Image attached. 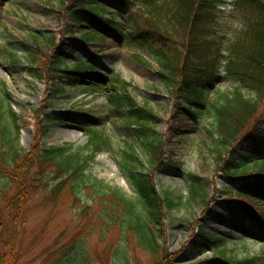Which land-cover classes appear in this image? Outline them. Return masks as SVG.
I'll return each instance as SVG.
<instances>
[{
	"label": "trees",
	"instance_id": "obj_1",
	"mask_svg": "<svg viewBox=\"0 0 264 264\" xmlns=\"http://www.w3.org/2000/svg\"><path fill=\"white\" fill-rule=\"evenodd\" d=\"M47 4L51 8L58 6L59 15L62 10L67 12L72 22L70 34L76 33V27L85 28L83 40L87 43L114 35L129 39L141 52H146L158 67L157 78L167 97L174 101V110L187 112L188 117L203 123L211 139L206 149L217 172L235 186L230 185V191L223 194L225 212L209 210V205L218 200L213 197L208 201L210 184L196 174L184 176L189 197L172 191L160 192L152 173H170L173 169L180 173L181 164L165 154L164 138L153 126L158 119L153 108L147 102L139 104L129 92L133 83L120 76L113 78L108 94L110 104L122 113L124 127L131 131L133 139L125 143L119 161L131 196L90 173V166L100 153L114 151V140L105 130L82 128L88 136L87 148L65 144L44 149L38 141L32 151H25L20 146V120L3 84L0 85V176H6L19 190L8 204L21 209L28 195L27 176L38 164L43 170L52 171L53 182L48 184L50 201L56 203L66 192L77 202L82 191L93 195L102 205L101 221L105 223V217L110 220L109 228L117 225L123 234H133L136 248L157 258L156 264H174L176 255L169 253L163 241L167 217L174 211L200 205L232 230L255 232L264 221V215L256 212L257 204H264V120H260L264 108V0L229 3L227 0H48ZM229 4L239 13L242 35L230 45L229 54L222 61L221 50L211 34L219 13ZM30 41L33 50L28 63L34 79L47 78L55 86L63 80H75L74 77L102 79L91 62H76L71 70L67 69V58L61 50L64 42L55 36L43 38L31 34ZM0 56L18 61L16 55L2 47ZM221 75L236 86L229 91L219 90L216 81ZM56 87V96L64 93L60 86ZM44 116L52 122L82 119L56 111L45 112ZM235 197L244 214L237 213ZM2 198L6 203L5 195ZM118 211L120 220L115 215ZM2 224L0 218V233ZM15 235L3 241L0 235V264H16ZM207 237L218 246L224 244L222 239ZM221 254L226 257L225 252ZM116 255L130 264L126 251L118 248Z\"/></svg>",
	"mask_w": 264,
	"mask_h": 264
},
{
	"label": "rangeland",
	"instance_id": "obj_2",
	"mask_svg": "<svg viewBox=\"0 0 264 264\" xmlns=\"http://www.w3.org/2000/svg\"><path fill=\"white\" fill-rule=\"evenodd\" d=\"M47 1L0 0V47L18 59L13 62L7 56H0V85L6 86L12 108L20 120V146L27 152L32 151L38 141L44 149L65 144L87 148L88 137L82 128L105 130L114 140V151L100 153L91 164L90 173L107 185L133 195L119 166L125 143H131L133 139L131 131L124 127L122 113L110 104L108 94L113 78L120 76L133 83L129 92L139 104L147 102L153 108L158 116L153 126L165 138L164 152L181 164L180 173L175 169L170 173H152L158 190L172 191L187 198L189 187L184 176L196 174L210 184L208 201L213 197L218 200L209 205V210L225 212L227 205L223 194L235 184L217 172L206 149V145H211V139L204 131L203 123L188 117L187 112L174 110V101L167 97L157 78L155 62L146 52L141 54L129 39L108 35L87 43L83 40L86 29L81 27H76L74 35L70 34L72 22L61 12L59 15L58 6L49 7ZM222 10L211 35L224 61L230 45L242 35V23L238 19L239 13L230 4ZM31 34L43 38L55 36L64 42L61 50L67 58V69L71 70L76 62H91L102 79L90 81L86 77L70 75L75 80L56 84L64 91L56 96L54 83L47 78L39 80L31 76L28 63V55L33 50ZM216 85L221 91L236 86L224 75L219 77ZM52 111L72 113L82 119L52 122L44 116L45 112ZM261 114L260 120H264V108ZM135 146L139 150V145ZM51 172L38 164L31 170L26 183L28 195L20 204L21 209L18 205L8 204L18 194V186L6 176H0V218L3 222L0 235L3 241L16 233L13 239L17 250L16 264H125L116 255L118 248L127 252L130 264H156L157 258L136 248L133 234H123L117 225L109 228L110 220L105 217L106 224L101 221L102 205L97 198H92L93 195L82 191L80 202H77L70 192H66L56 203L50 201ZM2 195H5L6 203ZM238 201L235 197L236 211L244 214ZM256 212L264 215V204H257ZM120 214V211L115 214L118 220ZM163 234L165 247L176 255L174 264H239L244 260L250 261L243 264H264V221L253 233L232 230L215 220L205 207L195 205L191 209L171 212ZM207 236L222 239L224 244L218 246L209 242ZM221 252H225V258Z\"/></svg>",
	"mask_w": 264,
	"mask_h": 264
}]
</instances>
